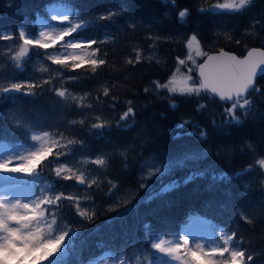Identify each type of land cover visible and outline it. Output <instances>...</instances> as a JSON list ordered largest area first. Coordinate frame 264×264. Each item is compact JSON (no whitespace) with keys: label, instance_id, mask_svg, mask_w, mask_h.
<instances>
[{"label":"trees","instance_id":"obj_1","mask_svg":"<svg viewBox=\"0 0 264 264\" xmlns=\"http://www.w3.org/2000/svg\"><path fill=\"white\" fill-rule=\"evenodd\" d=\"M224 2L0 0V33H13L16 37L0 40V85L14 81L42 85L31 90L36 92L35 96L12 93L10 98L0 102V152L2 144L10 148L31 146V135L35 132L64 134L61 146L55 148L53 156L35 172L20 174L17 181L8 182L25 189L29 198L41 192L78 197L82 208L96 214L92 223H82L76 213L75 200L62 198L59 208L52 206L62 225L81 230L76 249L69 250L60 264H87L92 257L98 261L102 252L108 250H112V258L122 249L127 250L129 258H143L137 250L149 248L145 224L151 225L149 231L153 235L168 234L166 238H177L197 221L210 223L211 237L218 245L222 244L221 229L225 235L235 232L231 246L242 248L253 257L249 262L246 255V264H264V175L258 165V160L264 158V76L256 82L261 91L250 94L251 112L246 117L240 115L239 124L227 123L229 117L224 110L229 104L207 93L187 95L154 90V81L165 84L177 67L181 69L177 58L188 56L186 43L193 34L207 54L222 49L243 56L252 47L264 48V0H252L241 12L201 11ZM59 4L69 9V19L74 22L94 20L109 11L118 13L111 20H95L89 29L80 33L87 39L103 40L92 46L99 48L98 55L106 60L95 75L88 68L69 72L52 64L43 50L35 48L30 49L29 57L24 58L20 68L11 60L22 43L18 39V26H24L31 35L38 34L40 18L63 26L51 20L50 9ZM184 9L188 10V15L181 21L179 12ZM204 58L196 59L192 64L194 68L191 65L193 85L197 87L200 81L196 68ZM37 62L41 67L36 66ZM73 76L79 79H68ZM44 80L49 83L44 84ZM146 88L149 90L145 91ZM55 89H67L76 99L64 101L55 94ZM81 102L92 107L78 108ZM201 105H204L202 109ZM128 107L133 108L134 117L130 116L117 127ZM97 116L111 126L110 133L102 139L90 135L91 124L97 122ZM81 120L85 122L83 125L79 123ZM185 120L191 124L178 127ZM201 131L207 136L204 141L198 139ZM178 132H195L196 135L176 138ZM54 138L60 139L55 135ZM81 142L86 147H81ZM190 152L207 155L188 162L184 168L174 169L163 178V183L174 179L182 181L192 171H204V177L187 185L181 183L178 189L150 200L151 193L161 184L144 180L151 187H140L141 177L148 171L146 165L153 160L174 159ZM57 153L65 167H70L77 175L85 174V185L55 175V168L59 166ZM100 155L107 162L105 166L92 163ZM213 173H227L229 177H235L236 173L242 175L217 182L211 178ZM93 179L97 183L88 188L87 184ZM109 181L118 185L112 195H109ZM125 205L133 210L125 214ZM113 216L120 218L110 225L105 224ZM98 226L100 231L93 232ZM101 242L105 246L103 250L98 248Z\"/></svg>","mask_w":264,"mask_h":264},{"label":"snow or ice","instance_id":"obj_2","mask_svg":"<svg viewBox=\"0 0 264 264\" xmlns=\"http://www.w3.org/2000/svg\"><path fill=\"white\" fill-rule=\"evenodd\" d=\"M251 3L252 0H225L224 3H216L210 9H201V11L241 12L246 10ZM116 15H118L117 12L109 11L94 18V20L78 19L74 22L69 19L67 12L60 16L53 14L51 20H59L63 27L57 30L53 24H44L37 35H31L22 25L18 26V39L22 43L19 45V50L11 55L10 58L15 66L20 68L24 58L29 57L30 49L35 48L43 50V55L52 64L61 66L69 72H77L80 69L88 68L95 75L97 69L106 64V60L98 55L100 49L92 46L103 43V40L96 38L87 39L80 33L89 29L95 20H111ZM187 15V9L181 10L179 19L183 21ZM149 38L151 39L152 37ZM226 38L231 39L230 36H226ZM15 39L16 37L13 33H0V40ZM156 39H159V37H156ZM236 42L239 43V41ZM57 45L60 47L57 48ZM186 47L189 49L187 60L192 61L193 64H195L192 56L193 48L197 56L207 57L203 63L197 65L200 78L199 87L189 85V81L192 80L190 75L185 77L181 74L178 78L176 73H173L168 83L161 84L158 81H154L156 89H167L170 93L179 92L187 95H200L202 91L210 93L213 98L218 97L220 101L229 104L224 110L226 116L229 117L226 122L239 124L241 122L240 115L246 117L252 110L250 94L261 91L256 87L255 78L258 73L264 74V50L253 48L243 58L231 55L222 49L217 55H208L201 50L200 42L195 34L187 39ZM49 49H53V51L50 52ZM129 62L131 63V61ZM177 62L180 66L186 65V60L179 57ZM188 71L191 72L192 69L189 68ZM176 72H180L179 67H177ZM68 79L76 81L79 77L73 76L68 77ZM43 83L47 84L49 81L44 80ZM41 86V84L26 81H14L7 85H0V102L10 98L12 93L35 96L36 92L31 90ZM148 90L147 88L145 89V91ZM54 91L64 101L76 99L67 89H55ZM107 94V89H105V95ZM77 107L81 109L85 107L91 108L92 105H85L81 102L77 104ZM172 107L174 108L175 105L173 104ZM203 107L204 105L200 106L201 109ZM197 110L199 111L200 109ZM238 110H240V114H238ZM134 115L133 108L128 107L127 111L120 116L117 127L120 126V122L127 121L130 116L134 117ZM96 120L97 122L91 124L90 135L102 139L110 133L111 126L106 121H103L100 116H97ZM79 123L83 125L85 122L81 120ZM190 124L191 121L185 120L178 127H186ZM54 135L59 136L60 139H55ZM63 135V133L53 134L49 131H43L42 135H31L32 141L41 142L39 147L29 151L27 155H8L0 159V177L10 178L18 174L31 175L49 157L53 156L54 149L61 146L60 140L63 139ZM182 135L194 136L196 133L178 132L176 138H180ZM206 138V133L201 131L198 139L204 141ZM68 143L75 142L68 141ZM80 146L86 147L82 142ZM248 147L252 148V145ZM206 155L207 153L205 152H190L174 159L153 160L146 165L148 171L141 177L140 187H151V184L144 183V180L160 182V188L151 193L149 197L151 200L178 189L181 183L187 185L198 178H203L205 175L204 171H192L182 181L174 179L168 183H163V178L170 175L174 169L184 168L188 162L204 159ZM59 156L60 154L57 153V164L59 166L55 168V175L65 181L75 179L77 184L85 185V174L81 172L77 175L72 172L70 167H65L64 163L59 160ZM92 163L97 166H105L107 162L103 155H100L93 159ZM50 164L51 162L49 166ZM258 165L261 169H264V158L258 160ZM65 172L72 174L62 175ZM240 175L242 173H236L235 177ZM235 177H229L227 173H213L211 178L217 182H224ZM96 183L97 181L93 179L87 184V187L91 188ZM109 184L111 185L109 195H112L113 190L117 189L118 185L111 181H109ZM62 198L68 201H76V213L81 218L82 223L85 221L88 223L93 222V217L96 214L94 212L90 214L89 209L82 208L79 198L72 195L52 192L45 195L44 192H41L39 195H33L28 202H22L20 198H16L13 202L10 199L0 197V264H60L61 258L66 257L69 250L76 249L81 230L62 225L58 220L59 214L52 207L55 205L56 208H59L58 202ZM117 204H119V201ZM110 207L115 208L116 205H110ZM132 210L125 205V214ZM119 218L113 216L106 220L105 224L110 225ZM143 227L149 237V248L137 251L142 253L147 260V264H158L162 257L169 258L168 264H171V261H179V264H246V255L247 261L250 262L253 259L252 255H248L242 248L231 246L232 241L236 237L235 232L225 235L224 230L221 229L220 239L222 244L217 245L214 242L212 246H207L200 241L192 240L186 233L180 238L172 240L166 239L168 234H151L149 231L151 228L150 224H145ZM98 231H100L99 226L93 229V232ZM104 247L103 242L98 245L100 250H103ZM102 255L111 256L112 250L103 251ZM217 257L220 259H217ZM134 259V257L129 258L127 250L122 249L116 255L114 264H133ZM87 264H97L96 258H90ZM100 264H104V262L101 261Z\"/></svg>","mask_w":264,"mask_h":264},{"label":"rangeland","instance_id":"obj_3","mask_svg":"<svg viewBox=\"0 0 264 264\" xmlns=\"http://www.w3.org/2000/svg\"><path fill=\"white\" fill-rule=\"evenodd\" d=\"M65 12L68 13L69 11H67V9L64 6H62V5L53 6L50 9L51 16L53 14H55L57 16H60V15H62ZM57 22H59V20H57ZM38 23L40 25V30H42L44 24H53V25L56 26L57 30H59L60 27H63V26H60V25H58L56 23H51L49 21L42 20L41 18L38 19ZM43 30H50V29H43ZM57 47L59 48L60 46L57 45ZM12 48L16 49L14 47H12ZM49 51L51 52V51H53V49H49ZM188 54H189V51H188ZM192 56H193L194 60H196V59L201 57V56H197L195 54L194 48H193V51H192ZM185 60H186V65H184V66H186V69H184L183 66H181L180 72L179 73L175 72V73H176L178 78L181 76V74H183V76H185V77L190 75L192 77V80L189 81V85L193 86V87H197L196 85H193V76L191 75V72L188 71V69L191 68V65L193 63H192V61L187 60V57L185 58ZM189 63H190V65H188ZM36 66L41 67V63L37 62ZM193 68H194V66H193ZM154 90H157L155 86H154ZM159 90H167V89H159ZM176 93H179V92H176ZM170 94H173V93H170ZM33 134L42 135V133H36V132L33 133ZM40 143H41L40 141H36V142L32 141V145L31 146L21 145L18 148H15V149L6 146V144H2L1 152H0V159L6 157L8 155H13V156H15V154L27 155L29 151L37 149L39 147ZM18 175H20V174H18ZM18 175L15 176V177H10V178L0 177V197H4L6 199H10L13 202H14V200L16 198H20L22 200V202H28L30 200V198L25 193V189L19 188L16 185L9 184L10 182H8L11 179H16V181H17L19 179ZM185 233L192 240L200 241V242L206 244L207 246H212L213 243L215 242V241L212 240L211 235H210V223L209 222L197 221V222L193 223L192 225H190L188 230L186 232H184L183 234H185ZM178 238L179 237L174 238L172 240H175V239H178ZM215 244H217V243L215 242ZM217 259H220V258L217 257ZM101 261H103L104 264H114L115 259H112L110 256H102V258L99 261H97V264H100ZM143 261H144V264H147V260L146 259L144 260V257L143 258L134 259L133 260V264H142ZM168 261H169V258L162 257L161 260L158 262V264H168ZM171 264H179V261H171Z\"/></svg>","mask_w":264,"mask_h":264},{"label":"water","instance_id":"obj_4","mask_svg":"<svg viewBox=\"0 0 264 264\" xmlns=\"http://www.w3.org/2000/svg\"><path fill=\"white\" fill-rule=\"evenodd\" d=\"M253 48H256V49H260V50H264L263 48H261V47H253ZM253 48H251V49H253ZM251 49H249V50H251ZM248 50V51H249ZM225 52H227V53H229V54H231V55H235V56H237V57H239V58H243V57H245V56H247V54H248V51L246 52V54L244 55V56H242V57H240V56H238V55H236L235 53H233V52H230V51H227V50H224ZM219 52H214V53H211V54H209V55H217ZM206 58L207 57H205L204 58V60L201 62V63H203L205 60H206ZM200 63V64H201ZM196 75H197V77L199 78V72H198V67H197V70H196ZM262 76H264V74H257V76H256V78H255V84H256V81H257V79L258 78H260V77H262ZM200 79V78H199ZM203 93H207V92H205V91H202ZM207 94H209V95H211L210 93H207ZM217 100H219V98L218 97H215ZM220 101V100H219ZM222 102V101H221ZM261 169V168H260ZM261 171H262V173L264 174V169H261Z\"/></svg>","mask_w":264,"mask_h":264}]
</instances>
